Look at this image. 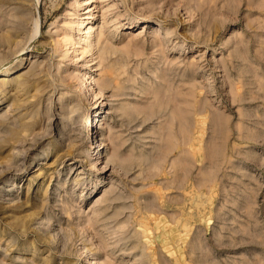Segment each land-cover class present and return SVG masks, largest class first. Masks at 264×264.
<instances>
[{
	"label": "rangeland",
	"instance_id": "rangeland-1",
	"mask_svg": "<svg viewBox=\"0 0 264 264\" xmlns=\"http://www.w3.org/2000/svg\"><path fill=\"white\" fill-rule=\"evenodd\" d=\"M0 78V264H264V0H0Z\"/></svg>",
	"mask_w": 264,
	"mask_h": 264
},
{
	"label": "bare ground",
	"instance_id": "bare-ground-1",
	"mask_svg": "<svg viewBox=\"0 0 264 264\" xmlns=\"http://www.w3.org/2000/svg\"><path fill=\"white\" fill-rule=\"evenodd\" d=\"M22 63V62H21ZM6 71V70H5ZM3 74V73H2ZM9 74V73H8ZM3 76V75H2ZM0 80H2L1 78H0ZM5 81V80H4ZM1 82V81H0ZM107 83V82H106ZM2 84H0V86H1ZM3 85H4V83H3ZM108 85V84H107ZM5 91V90H4ZM102 112V111H101ZM99 118V115L97 114V117L95 118V120H94V122L91 124V125H93V124H95V126H98V124L100 123V121H101V118L98 120V122L97 123H95L96 122V120ZM98 144H99V142H98ZM101 145V143L98 145V147ZM101 147V146H100ZM94 153V152H93Z\"/></svg>",
	"mask_w": 264,
	"mask_h": 264
}]
</instances>
